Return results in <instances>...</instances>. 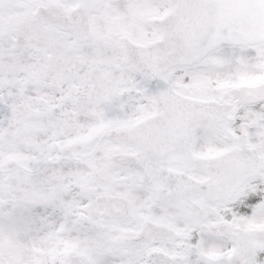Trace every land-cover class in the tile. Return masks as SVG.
<instances>
[{
	"label": "snow or ice",
	"instance_id": "obj_1",
	"mask_svg": "<svg viewBox=\"0 0 264 264\" xmlns=\"http://www.w3.org/2000/svg\"><path fill=\"white\" fill-rule=\"evenodd\" d=\"M0 264H264V0H0Z\"/></svg>",
	"mask_w": 264,
	"mask_h": 264
}]
</instances>
